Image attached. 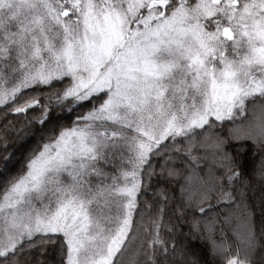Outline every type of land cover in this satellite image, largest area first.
<instances>
[{
    "label": "snow or ice",
    "instance_id": "1",
    "mask_svg": "<svg viewBox=\"0 0 264 264\" xmlns=\"http://www.w3.org/2000/svg\"><path fill=\"white\" fill-rule=\"evenodd\" d=\"M0 264H264V0H0Z\"/></svg>",
    "mask_w": 264,
    "mask_h": 264
}]
</instances>
